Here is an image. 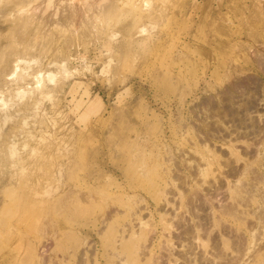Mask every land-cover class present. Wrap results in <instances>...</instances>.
<instances>
[{
    "label": "rangeland",
    "instance_id": "374dc122",
    "mask_svg": "<svg viewBox=\"0 0 264 264\" xmlns=\"http://www.w3.org/2000/svg\"><path fill=\"white\" fill-rule=\"evenodd\" d=\"M143 1L0 0V264H264V0Z\"/></svg>",
    "mask_w": 264,
    "mask_h": 264
},
{
    "label": "bare ground",
    "instance_id": "6f19581e",
    "mask_svg": "<svg viewBox=\"0 0 264 264\" xmlns=\"http://www.w3.org/2000/svg\"><path fill=\"white\" fill-rule=\"evenodd\" d=\"M143 5L147 6L148 5V1L144 0L143 1ZM141 31H145V28L142 27ZM78 54H80V53H78ZM16 66H17V64H16ZM61 66H62L63 73L66 74V75H70V74H72L75 71L74 69H70L69 67H67L64 63H62ZM44 77H45V79L47 80L48 83H52V82L55 81L56 75L53 74L52 72H47V73H45V75L43 73H40V72L37 73L34 76L35 90H38V89H40L42 87L41 82L43 81ZM19 93H21V91H19ZM0 101H2L1 106L6 105V101L3 98H0Z\"/></svg>",
    "mask_w": 264,
    "mask_h": 264
}]
</instances>
